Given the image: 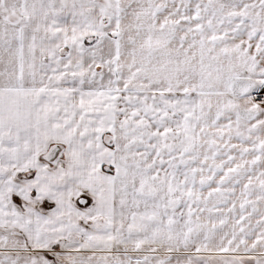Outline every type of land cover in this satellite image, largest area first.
Returning a JSON list of instances; mask_svg holds the SVG:
<instances>
[{"label":"snow or ice","instance_id":"obj_1","mask_svg":"<svg viewBox=\"0 0 264 264\" xmlns=\"http://www.w3.org/2000/svg\"><path fill=\"white\" fill-rule=\"evenodd\" d=\"M0 264H264V0H0Z\"/></svg>","mask_w":264,"mask_h":264}]
</instances>
